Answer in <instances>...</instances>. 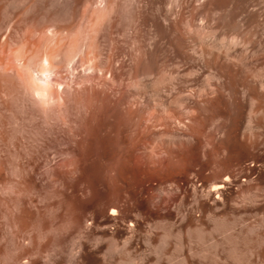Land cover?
Segmentation results:
<instances>
[{
    "label": "rangeland",
    "instance_id": "obj_1",
    "mask_svg": "<svg viewBox=\"0 0 264 264\" xmlns=\"http://www.w3.org/2000/svg\"><path fill=\"white\" fill-rule=\"evenodd\" d=\"M207 66L231 76L209 111L187 96L214 83ZM52 76L62 101L44 90ZM136 76L166 78L164 92L129 88ZM158 99L179 135L196 107L221 150L145 128ZM155 143L174 158L157 153L153 168ZM0 264H264V0H0Z\"/></svg>",
    "mask_w": 264,
    "mask_h": 264
},
{
    "label": "bare ground",
    "instance_id": "obj_2",
    "mask_svg": "<svg viewBox=\"0 0 264 264\" xmlns=\"http://www.w3.org/2000/svg\"><path fill=\"white\" fill-rule=\"evenodd\" d=\"M196 32H198V31H196ZM196 32H195V33H196ZM198 34H200V35H199V36L196 35V34H195V35H196L198 38L201 36L200 38H202L203 40L208 39V38H209V35H210V34L207 33V32H206V34H205L204 32H202V33L198 32ZM190 35H191V34H190ZM192 36H193V35H192ZM200 38H199V39H200ZM208 41H210V40H208ZM208 41H207V42H208ZM211 43H212V42H211ZM211 43H209V44L211 45ZM209 47H210V46H209ZM211 47H212V45H211ZM208 50H209V49H208ZM214 50H215V49H214ZM205 52H206V51L202 52L201 55H200V57H202L201 59H203V60H204L205 57L207 58L208 55L210 56V54L207 55V53H205ZM228 55L230 56V59H231L232 56H231L230 54H228ZM228 55H226L225 60H230V59H228ZM212 56H213V53L211 54V57H212ZM216 56H217V54H216ZM218 56H219V55H218ZM224 56H225V54H224ZM213 57H214V56H213ZM221 57H222V56H221ZM216 58H218V57H215V58H213V59L210 58V59H211V60H214V59H216ZM226 58H227V59H226ZM208 59H209V58H208ZM210 59H209V60H210ZM220 59H221V58H220ZM223 59H224V58H223ZM203 60H202V61H203ZM221 60H222V59H221ZM232 60H233V58H232ZM214 61H215V60H214ZM214 61H213V62H214ZM217 61H218V60L216 59V62H217ZM203 62H205V61H203ZM219 62L221 63L220 60H219ZM219 62H218V64H219ZM223 63H224V62H223ZM227 63H228V62H227ZM208 64H209V63H208ZM206 65H207V64H206ZM48 66H49V65H48ZM210 66H211V65H210ZM210 66H209V68H210ZM219 66H220V64H219ZM222 66H223V65H222ZM228 66H229V65H228ZM223 67L225 68V65H224ZM205 68H206V67H205ZM207 68H208V66H207ZM209 68H208V69H209ZM214 68H215V67H214ZM226 68H227V67H226ZM49 69H50V68H49ZM51 69H52V67H51ZM51 69H50V70H51ZM208 69H207V70H208ZM212 69H213V68H212ZM212 69L210 68V72H209V73H210V78H211V80H212V81L215 80L214 83H213V82H212V83H207V84L205 83L206 85H205V87H203V88H205V89H202V91H201L200 94L198 93V94L196 95V94H194L195 92H194V93H191V92H193V90H192V91H190L191 94L189 93V95H187V96H189L190 98L197 99V100H195V101H197V104H200L201 107H202V106H206V107H205L206 109H207V105H209V104H211V103L213 104V103L215 102V101H214L215 99L217 100V98H218L220 95L222 96V94L225 93L224 91H226V93H227V90H228L227 88L224 87V86L226 85V83L224 84V81H225V79L228 78V76H229L230 74H229V75L227 76V78H226V77H225V76H226L225 73L222 72L224 69H223V70L221 69V72H219L220 69H219V71H217V70L215 71V70H212ZM204 70H205V69H204ZM211 70H212V71H211ZM225 70H226V69H225ZM213 71H215V72H213ZM235 71H236V70H235ZM235 71H234V72H235ZM43 72H44V71H43ZM47 72H48V70H47ZM57 72H58V71H57ZM112 72H113V71H112ZM227 72L229 73L230 71L228 70V71H226V73H227ZM110 73H111V71H110ZM110 73H109V74H110ZM193 73H194V72L191 71L189 74H191V76H193V75L196 73V71H195L194 74H193ZM197 73H199V72H197ZM197 73H196V74H197ZM223 73H224V74H223ZM53 74H56V73L53 72ZM111 74H112V73H111ZM192 74H193V75H192ZM199 74H200V73H199ZM48 75H49V74H48ZM115 75H116V74L110 75V76L112 77V80H113V81L111 80V83H112V82H115V83H119V84H120V80H122V79H121L120 77H119L120 79L117 78L118 76L116 77ZM231 75H233V74H231ZM59 76H60V75H59ZM150 76H152V75L150 74ZM162 76H163V75H162ZM194 76H197V75H194ZM50 77H51V76H50ZM50 77H49V79H50ZM52 77H53V76H52ZM55 77H56V76H55ZM55 77H53V78L51 79V81L47 78L49 81L46 80V81H48V83L46 82V84H47V88L45 87L46 89H44V90H45L46 92H47V91L50 92V95L52 94V95H51L52 97L56 94L55 92L57 91V94H56V95H57L58 97L55 95V96H56L55 98L58 99V102H59V101H62V99L60 98L61 96L58 95V94H59V91H58V90H59V89H58V88H59V87H58V84H59L60 82H58V80H57V79H58V78H57L58 76L56 77V78H57L56 80L54 79ZM80 77H81V76H80ZM111 77H110V78H106V79H107V80H108V79H111ZM165 77H166V76H165ZM189 77H190V75H189ZM197 77H198V76H197ZM229 77H231V76H229ZM77 78H78V77H77ZM82 78H83V77H82ZM82 78L79 79V83H81V82H88V81H91V80L93 79L92 77H91V78H92V79H91L89 76H88V78H83V79H82ZM98 78H99V77H98ZM100 78H101V77H100ZM102 78H104V77H102ZM147 78H148V76H147ZM152 78H153V77H152ZM59 79H60V78H59ZM157 79H158V78H157ZM165 79H166V78H165ZM165 79H162V78L160 79V78H159L158 80L155 79V81H152V80L150 79L151 82H149L150 84L147 83V84H148V85H147L146 83L143 84V83L139 80L138 76H136V77H134V79H133L134 81L132 82V84H131V83L129 84V88H130V86H131V87H133V88H136V90L141 91L142 93L145 92L146 90H148V88H150V89L152 88L151 90L154 89L156 92H157V91H160V90L162 91V86H163L164 83H165ZM100 80H101V79H100ZM103 80H104V79H102L101 82H102ZM60 81H61V80H60ZM207 81H208V80H207ZM209 81H210V80H209ZM209 81H208V82H209ZM75 82H76V81H75ZM101 82H100V83H101ZM103 82H104V81H103ZM122 82H123V81H122ZM122 82H121V83H122ZM215 82H216V84H215ZM44 83H45V82H44ZM62 83H63V82H62ZM91 83H92V81H91ZM100 83H99V84H100ZM111 83H110V80H109V82H108V81H107V82L105 81V82L102 84V86H103L104 84H105V86H107L106 84H108V85H109V86H108L109 88H110V85H111V86H112V85L115 86V83H112V84H111ZM175 83H176L175 80L172 78V79L170 80L171 88H170V91H169V92H170V93H174V94L176 93L178 96H179V95H182L181 93L184 92V91H182V88H181V90H180V89H179L180 86L178 87V86H177L178 84H175ZM184 83H185V82H184ZM38 84H40V82H39ZM63 84H65V83H63ZM170 84H169V86H170ZM209 84H211V85H209ZM212 84H214V86H213ZM43 85H45V84H43ZM59 85L61 86V83H60ZM82 85H83V84H82ZM91 85L94 86L93 84H91ZM56 86H57V89H58V90L55 88ZM62 86H63V85H62ZM117 86H119V85L117 84ZM117 86H116V87H117ZM120 86H121V84H120ZM123 86H124V85H123ZM228 86H229V85H228ZM41 87H42V85H41ZM116 87H115V88H116ZM125 87H126V86H125ZM125 87H124V88H125ZM106 88H107V87H106ZM109 88H108V89H109ZM112 88H113V86H112ZM115 88H114V90L117 91L118 88H117V89H115ZM37 89H38V88H37ZM40 89H41V88H40ZM84 89H85V88H84ZM94 89H95V88H94ZM103 89H104V88H103ZM167 89H169V87H168ZM225 89H227V90H225ZM109 90H112V89L110 88ZM114 90H113V92H115ZM120 90H121V89H120ZM129 90H130V89H129ZM129 90H128V91H129ZM184 90H185V89H184ZM187 90H188V89H187ZM230 90H231V88H230ZM61 91H62V90H61ZM93 91H94V90H93ZM118 91H119V90H118ZM118 91H117V92H118ZM166 91H167V90H166ZM181 91H182V92H181ZM228 91H229V90H228ZM108 92H109V91H108ZM110 92H111V91H110ZM113 92H111V93L113 94ZM146 92H147V91H146ZM152 92H154V91H152ZM152 92H151V93H152ZM156 92H155V93H156ZM162 92H164V90H163ZM185 92H186V91H185ZM230 92H231V91H230ZM54 93H55V94H54ZM94 93H95V92H94ZM102 93H103V92H102ZM104 93H105V92H104ZM104 93H103V94H104ZM106 93H107V90H106ZM121 93H122V92H121ZM139 93H140V92H139ZM142 93H141V94H142ZM157 93H158L157 95H159V92H157ZM179 93H180V94H179ZM186 93H188V92H186ZM186 93H185V94H186ZM234 93H235V92H234ZM98 94H100V93H98ZM107 94H108V93H107ZM141 94H140V95H141ZM161 94H162V93H161ZM176 94H175V95H176ZM185 94H184V95H185ZM231 94H232V92H231ZM46 95H47V93H46ZM60 95H61V94H60ZM96 95H97V94H96ZM105 95H106V94H105ZM105 95H104V96H105ZM117 95H118V94H117ZM138 95H139V94H138ZM152 95H154V94H152ZM234 95H235V94H234ZM234 95H232V96L234 97ZM48 96H49V95H48ZM93 96H95V95L93 94ZM101 96H103V95H101ZM101 96H100V98H101ZM106 96H107V95H106ZM112 96H114V95H112ZM118 96H119V95H118ZM125 96H126V95H125ZM142 96H143V95H142ZM161 96H162V95H161ZM224 96H225V94H224ZM224 96H223V97H224ZM116 97H117V96H116ZM163 97H164V96H163ZM171 97H172V99H174L173 96H171ZM184 97H185V96H184ZM189 97H188V98H189ZM223 97H222V98H223ZM252 97H253V96H252ZM254 97H256V96H254ZM55 98H52V99L55 100ZM59 98H60L61 100H59ZM93 98H94V97H93ZM97 98H98V97H97ZM103 98H104V97H103ZM117 98H119V97H117ZM140 98H141V97H140ZM140 98H139V99H140ZM159 98H160V97H159ZM182 98H183V96H182ZM185 98H186V97H185ZM224 98H225V97H224ZM48 99H49V98H48ZM91 99H92V98H91ZM95 99H96V98H95ZM95 99H93V100H95ZM98 99H99V98H98ZM112 99H114V98H112ZM124 99H125V98H124ZM136 99H137V98H136ZM175 99H176V98H175ZM180 99H181V98H180ZM219 99H221V98L219 97ZM251 99H252V100H251V102H252V106H251V108H250V114H251L250 120H252V118L254 117V114H256V113L258 112V110H257V109H258V107H257V103H255V101H257V99H256V98H255V100H254V98H251ZM87 100H88V99H87ZM102 100L104 101L105 99H102ZM106 100H107V99H106ZM118 100H120V99H118ZM152 100H153V99H152ZM158 100H159V99H158ZM158 100H157V101H158ZM168 100H169V99H168ZM177 100H178V99H176V100H174V101H175V103L178 104L179 102H178ZM55 101L57 102V100H55ZM89 101H90V100H89ZM89 101H88V102H89ZM97 101H99V100H97ZM97 101H96V103H97ZM112 101H113V100H112ZM140 101H141V100H140ZM148 101H149V100H148ZM174 101H173V102H174ZM176 101H177V102H176ZM181 101H182V100H181ZM181 101H180V102H181ZM213 101H214V102H213ZM220 101H221V100H220ZM86 102H87V101H86ZM86 102H85V103H86ZM88 102H87V103H88ZM91 102H92V101H91ZM104 102H105V101H104ZM107 102H108V101H107ZM119 102H120V101H119ZM135 102H136V101H135ZM135 102H133V103H135ZM154 102H155V101H154ZM164 102H165V101L159 100V101H158V105H157V106H159L158 108H157L156 106H155L153 109L151 108V106H149V108L147 107V108H148V109H146V110H147V115H146L145 113H143V114H145L146 116L142 117V118L140 119V121H139V120H137V121H138V122H141V124L144 125V127L147 128L149 131H150V126H148V125H150V124H151L152 128H154V126L157 127V124H159V125L161 124L160 126H165V127H163V128L166 129L165 132L167 133V137H169V140H170L169 145H170V143H172V144H171L172 146H173V144H174V145H178V146H182V147H185V148H186V146L191 147L190 145H192V144L194 145V144H195V145L198 146V149H199V147H201L203 144H206L205 147H208V146L211 147V153H217V151L221 150V149H219V148H221V145H220L221 143L218 142V141L216 140L217 137H216V139H215V137L212 138V137H210V135H209L208 137H210V138L208 139V137L205 136V135H207V134L204 133L205 130L203 129L205 125H203V127H202L201 124L197 121V120L199 119V114H200V113L198 112V109H197L196 107H195V109H189V108H188V110H189V111H188V116H190L189 119H190L191 117H192L193 119L191 118L192 120L190 119V120H191L190 123H187V125H186V126H187V127H186V130L184 129L185 131H184V130H183V131L181 130L182 133L179 135V134H176L177 132H174L173 130H171V129H175V128H173V127L170 129V127H171L173 124H172L171 126H169V124H170V122H171V120H172V118H173V117H172V116H173V115H172L173 112H172L171 114L168 112L169 110H168V108H166V107L169 106V105H168V104L165 105ZM171 102H172V101H171ZM173 102H172V106H173V104H174ZM183 102H185V101H183ZM217 102H218V101H217ZM60 103H61V102H60ZM89 103H90V102H89ZM89 103L87 104V107H88ZM102 103H103V102H102ZM102 103H100V104H102ZM109 103H110V102H109ZM126 103H127V100H126ZM129 103H130V102H129ZM141 103H142V102H141ZM143 103H144V102H143ZM149 103H150V101H149ZM181 103H182V102H181ZM215 103H216V102H215ZM215 103H214V105H215ZM236 103H237V102H236ZM57 104H58V103H57ZM90 104H91V103H90ZM100 104H99V105H100ZM112 104H113V103H112ZM137 104H138V103H137ZM184 104H185V103H184ZM190 104H191V103H190ZM218 104H219V102H218ZM115 105H116V104H115ZM119 105H120V104H119ZM121 105H122V103H121ZM128 105H129V104H128ZM132 105H133V104L130 103V105L128 106V108L125 107V109L127 108V111H126V114H127V115H126L125 113H124V115L127 116V118H128V117H132L133 114H135V111H133L135 108L133 109V108H132ZM155 105H156V103H155ZM193 105H194V104H193ZM236 105H237V104H236ZM58 106H59V105H58ZM143 106H144V105H143ZM178 106H179V105H178ZM180 106H182V104H181ZM180 106H179V107H180ZM188 106H189V105H188ZM188 106H187V107H188ZM87 107H86V108H87ZM90 107H91V106H90ZM119 107H121V106H118V108H119ZM138 107H139V106H138ZM152 107H153V106H152ZM170 107H171V106H170ZM170 107H169V109H170ZM179 107H178V108H179ZM183 107L186 108V106H184V105H183ZM198 107H199V106H198ZM99 108H100V107H99ZM109 108H111V107H109ZM112 108H113V107H112ZM123 108H124V107H123ZM156 108H157L158 110H159V109H162L161 112H160V110L158 111ZM185 108H184V109H185ZM89 109H91V108H89ZM120 109H121V108H120ZM136 109H137V108H136ZM184 109H183L182 111H185L187 108H186L185 110H184ZM122 110H123V109H122ZM137 110H138V109H137ZM143 110H144V109H143ZM146 110H145V111H146ZM175 110H176V109H175ZM204 110H205V109H204ZM89 111H90V110H89ZM115 111H116V110H115ZM138 111H139V110H138ZM141 111H142V110H140V112H141ZM170 111H171V110H170ZM178 111H179V109H178ZM178 111H177V113H178ZM180 111H181V109H180ZM180 111H179V112H180ZM199 111H200V110H199ZM207 111H209V110L207 109ZM111 112H112V111H111ZM113 112H114V111H113ZM119 113H120V111H119ZM121 113H122V112H121ZM175 113H176V112H175ZM185 113H186V112H185ZM131 115H132V116H131ZM140 115L142 116V113H141ZM174 115H175V114H174ZM200 115H201V114H200ZM138 116H139V115H138ZM141 116H140V117H141ZM177 116L179 117V115H177ZM182 116H183V115H182ZM184 116H185V115H184ZM206 116H207V115H206ZM140 117H138V119H139ZM134 118H136V117H134ZM179 118H180V117H179ZM185 118H186V117H185ZM204 118H205V117H204ZM208 118H209V117H208ZM129 119H130V118H129ZM205 119H206V118H205ZM124 120H126V119H124ZM135 120H136V119H135ZM178 120H179V119H178ZM182 120H183V119H182ZM184 120H185V119H184ZM187 120H188V119H187ZM200 120H201V119H200ZM253 120H254V119H253ZM127 121H128V120H127ZM137 121H136V122H137ZM172 121H173V120H172ZM180 121H181V120H179V123H181ZM205 121H206V120H205ZM130 122H131V121H130ZM183 122H184V121H183ZM191 122H192V123H191ZM196 122L199 123L200 127H199L198 124H197L198 126L196 125ZM206 122H208V121H206ZM251 122H252V121H251ZM251 122L249 121V123H251ZM254 122H255V121H254ZM208 123H209V122H208ZM252 123H253V122H252ZM189 124H190V125H189ZM131 125H132V124H131ZM138 125H140V124H138ZM160 126H159V127H160ZM174 126H175V125H174ZM135 127H136V126H135ZM148 127H149V128H148ZM205 127H206V126H205ZM137 128H138V127H137ZM142 128H143V127H142ZM161 128H162V127H161ZM130 129H131V128H130ZM139 129H140V128H139ZM176 129H177V128H176ZM142 130H143V129H141L140 131H142ZM157 130H158V129H157ZM161 130H162V129H161ZM232 130H233V129H232ZM232 130H231V131H232ZM138 131H139V130L137 129V132H138ZM140 131H139V133H141L142 135H143V132H145V131H143V132H140ZM149 131H148V132H149ZM209 131H210V130H209ZM213 131H214V130H213ZM215 131H216V130H215ZM125 132H126V131H125ZM130 132H131V131H130ZM134 132H135V131H134ZM137 132H136V133H137ZM219 132H220V129H219ZM224 132H225V131H224ZM236 132H237V131H236ZM127 133H128V132H127ZM139 133H138V136H137V135H136V136H137V137H139V136L142 137L141 134H139ZM146 133H147V131H146ZM146 133H144V135H145ZM161 133H162V132H161ZM161 133H160V134H161ZM166 133H163L162 136H164ZM212 133H213V132H212ZM149 134H150V133H149ZM204 134H205V135H204ZM226 134H227V133H226ZM234 134H235V132L233 133V136H235ZM144 135H143V136H144ZM124 136H125V135H124ZM133 136H134V135H133ZM156 136H157V135H156ZM158 136H159V135H158ZM204 136H205V137H204ZM231 136H232V134H231ZM253 136H254V135H253ZM137 137H136V138H137ZM140 137L136 140L137 142H138V140H139V143L136 142V143H137V144H136L137 147H138V144H139V146H140V143H141L140 140H143V139L140 138ZM160 137H161V136H160ZM165 137H166V136H165ZM237 137H238V136H237ZM130 138H131V137H130ZM134 138H135V137H134ZM134 138H133V139H134ZM136 138H135V139H136ZM143 138H144V137H143ZM158 138H159V137H158ZM228 138H229V137H228ZM144 139H145V138H144ZM164 139H165V138H164ZM145 140H146V139H145ZM235 140H236V139H235ZM133 141H135V140H133ZM133 141H132V142H133ZM219 141H220V140H219ZM129 142H130V141H129ZM132 142H131V143H132ZM157 142H158V141H157ZM157 142H156V143H157ZM134 143H135V142H134ZM142 143H143V141H142ZM142 143H141V144H142ZM149 143H150V142H149ZM156 143H155L154 146L151 144V145H152V148H150L149 146H147V147H149L148 149H147V148L145 147V145H144V147L147 149V151H146L147 158H148L149 160L152 161V163L149 162V165L153 164V166H154V165H158V166H159V164H161L162 162H164L163 160H165V159L169 156V154H170V153H169V150H166V149L164 148V146L161 147V144H160V146H159V145H157ZM162 143H163V142H162ZM143 144H144V143H143ZM146 144H147V143H146ZM222 144H223V143H222ZM255 144H256V142H255ZM255 144H254V145H255ZM124 145H125V143H124ZM129 145H130V144H129ZM131 145H133V144H131ZM134 145H135V144H134ZM162 145H163V144H162ZM223 145H224V144H223ZM136 146H135V147H136ZM155 146H156V147H155ZM132 147H133V146H132ZM137 147H136V149H137ZM175 147H176V146H175ZM203 147H204V146H202V148H203ZM125 148H126V147H125ZM139 148H140V147H139ZM139 148H138V149H139ZM145 148H144V149H145ZM223 148H225V146H224ZM141 149H142V148H141ZM146 149H145V150H146ZM156 149H157V150H156ZM168 149H169V146H168ZM180 149H181V147H180ZM187 149H188V148H187ZM194 149H195V148H194ZM218 149H219V150H218ZM225 149H226V148H225ZM125 150H127V149H125ZM132 150H133V149H132ZM132 150H131V151H132ZM141 151H142V150H141ZM141 151H140V152H141ZM167 151H168V152H167ZM176 151H177V150H176ZM178 151H179V150H178ZM182 151H183V149H182ZM200 151H201V150H200ZM127 152H128V151H127ZM132 152H133V151H132ZM135 152H136V150H135ZM138 152H139V151H138ZM205 152H206V151H205ZM141 153H142V152H141ZM157 153H158L159 155H161V156H159V157L163 158L162 161H160L161 163H159V159H157L158 161L156 160L159 164H156V162L154 161L155 159L153 160V157L155 156V154L158 155ZM171 153H172V152H171ZM129 154H130V153H129ZM165 154H166V155H165ZM186 154H187V153H186ZM219 154H220V153H219ZM131 155H132V153H131ZM133 155H134V156H133ZM133 155H132L133 157H131V158H135L134 163H135V162H136L137 164H138V163H140V164L143 163V162H141V161H142V158L140 157V155H139L138 153H137V155H136L135 153H134ZM167 155H168V156H167ZM181 155H182V154H181ZM190 155H191V154H190ZM212 155H213V154H212ZM129 156H130V155H129ZM135 156H136V157H135ZM164 156H167V157L164 158ZM171 156H172V154H171ZM203 156H204V155H203ZM208 156H209V154H208ZM208 156H207V158H208ZM213 156H214V155H213ZM217 156H218V155H217ZM145 157H146V156H145ZM169 157H170V156H169ZM169 157H168V158H169ZM185 157H187V156H185ZM194 157H195V156H194ZM154 158H155V157H154ZM170 158L173 160L174 157H173V158L170 157ZM124 159H125V158H124ZM128 159H129V158H128ZM144 159H145V158H144ZM171 159H170V160H171ZM187 159H188V158H187ZM129 160H130V159H129ZM160 160H161V159H160ZM168 160H169V159H168ZM168 160H167V161L165 160V162L167 163ZM199 160H200V159H199ZM153 161H154L155 164L153 163ZM174 161H175V160H174ZM178 161H179V160H178ZM184 161H185V160H184ZM206 161H207V160H206ZM208 161H209V160H208ZM208 161H207V162H208ZM212 161H213V160H212ZM131 162H133V161H131ZM166 163H164V165H165ZM168 163H169V162H168ZM216 163H217V162L215 161L213 164H216ZM219 163H220V162H219ZM127 164H128V162H127ZM140 164H139V166H140ZM174 164H175V163H174ZM185 164H186V163H185ZM206 164H207V163H206ZM134 165H135V164H134ZM162 165H163V163H162ZM177 165H178V164H177ZM179 165H180V164H179ZM202 165H203V164H202ZM151 166H152V165H151ZM151 166H150V170H148L149 168H145V170L151 172V170H153V169H151ZM153 166H152V167H153ZM158 166H157V167H158ZM165 166H166V165H165ZM141 167H142V165H141ZM147 167H148V165H147ZM161 167H162V166H160V168H161ZM163 167H164V166H163ZM166 167H167V166H166ZM139 168H140V167H139ZM153 168H154V167H153ZM169 168H170V167H169ZM173 168H174V166H173ZM162 169H163V168H161V169L158 168L157 170L155 169L154 171H155V172H156V171H159V172H160V170H162ZM165 169H166V168H164V170H165ZM138 170H139V169H138ZM145 170H144V171H145ZM164 170H163V171H164ZM220 170H221V169H220ZM136 171H137V170H136ZM140 171L142 172V170H140ZM140 171H138V172H140ZM165 171H166V170H165ZM184 171H185V170H184ZM189 171H190V170H188L187 172H189ZM191 171H192V170H191ZM223 171H224V173H225L227 170H226V171L223 170ZM166 172H167V171H166ZM168 172H170V170H169ZM157 173H158V172H157ZM164 173H165V172H164ZM164 173H163V174H164ZM171 173H172V172H171ZM175 173H176V172H175ZM179 173H180V172H179ZM183 173H185V172H183ZM221 173H222V172H221ZM226 173H227V172H226ZM226 173H225V174H226ZM140 174H141V173H140ZM142 174H143V172H142ZM143 175H145V174H143ZM154 175H155V174H154ZM154 175H153V176H154ZM157 175H158V174H157ZM157 175H156V177H158ZM169 175H170V174H169ZM169 175H168V176H169ZM221 175H223V174H221ZM229 175H230V174H229ZM229 175H226V177H225V179H224V183H221V184H219V185H216V184H215V185L213 186V191H218V192H220L221 190L225 189V186H226L225 183H228V182L230 181V176H229ZM168 176H167V177H168ZM178 176H179V175H178ZM183 176H184V175H183ZM151 177H152V176H151ZM161 177H163V175L160 176V177H158V179L161 178ZM165 177H166V175H165ZM169 177H170V176H169ZM169 177H168V178H169ZM184 177H185V176H184ZM187 177H188V176H187ZM187 177H186V178H187ZM147 178H149V177L147 176ZM168 178H167V179H168ZM181 178H182V177H181ZM153 179H154V178H153ZM151 180H152V179H151ZM154 180H155V179H154ZM173 180H174V179H173ZM175 180H177V179H175ZM175 180L173 181L175 184H177V182L180 181L179 179H178V181H175ZM159 181H160V182H159V184H160V183L162 182V179H160ZM184 181H185V180H184ZM152 182H153V181H152ZM164 182H165V180H164ZM164 182H163V183H164ZM154 183H155V182H154ZM163 183H162V184H163ZM179 184H180V183H179ZM182 185H183V184H182ZM163 187H164V186H163ZM177 187H178V185H177ZM156 188H157V187H156ZM178 188H179V190H181L180 187H178ZM183 188H184V187H183ZM161 189H162V188H161ZM161 189H160V190H161ZM147 190H148V189H147ZM147 190H146V191H147ZM151 190H152V189H151ZM161 191H162V190H161ZM163 191H164V190H163ZM134 192H135V191H134ZM183 192H184V191H183ZM148 193H149V192H148ZM129 194H130V193H129ZM133 194H134V193H133ZM176 194H177V193H176ZM141 195H142V194H141ZM154 195H155V194H154ZM131 196H132V195H131ZM187 197H188V196H187ZM216 197H217V196H216ZM199 204H200V203H199ZM165 205H166V204H165ZM167 205H168V204H167ZM112 212H116V210H112Z\"/></svg>",
    "mask_w": 264,
    "mask_h": 264
}]
</instances>
